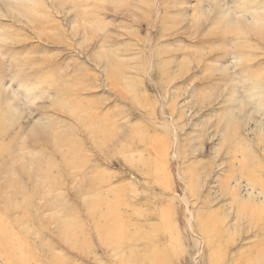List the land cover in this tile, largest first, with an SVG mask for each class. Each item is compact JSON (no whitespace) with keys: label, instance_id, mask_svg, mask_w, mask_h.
Listing matches in <instances>:
<instances>
[{"label":"rangeland","instance_id":"obj_1","mask_svg":"<svg viewBox=\"0 0 264 264\" xmlns=\"http://www.w3.org/2000/svg\"><path fill=\"white\" fill-rule=\"evenodd\" d=\"M0 264H264V0H0Z\"/></svg>","mask_w":264,"mask_h":264}]
</instances>
